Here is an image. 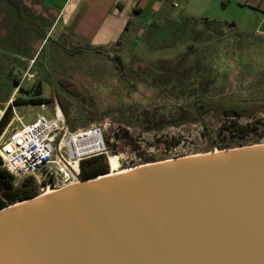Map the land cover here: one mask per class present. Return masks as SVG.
<instances>
[{
  "label": "water",
  "instance_id": "1",
  "mask_svg": "<svg viewBox=\"0 0 264 264\" xmlns=\"http://www.w3.org/2000/svg\"><path fill=\"white\" fill-rule=\"evenodd\" d=\"M101 174L0 209V264H264V144Z\"/></svg>",
  "mask_w": 264,
  "mask_h": 264
},
{
  "label": "rangeland",
  "instance_id": "2",
  "mask_svg": "<svg viewBox=\"0 0 264 264\" xmlns=\"http://www.w3.org/2000/svg\"><path fill=\"white\" fill-rule=\"evenodd\" d=\"M21 2L33 13L40 9L37 3L30 0ZM189 27L163 24L154 40L164 42L165 47L159 49L142 45L120 52L127 82L134 85L131 89L128 84L121 85L115 63L109 56L89 53L70 56L72 46L56 38L54 32L48 43L49 54L36 53L33 63L29 62L32 65L30 72L34 74L31 80L21 81L26 68L23 71L12 66V73L8 68L0 70V114L15 98L36 97L35 87L40 82L42 90L39 96L55 98L60 107L66 109L68 118L65 119L70 131L90 125L104 126L109 153L103 156V162L108 165V173L112 170L111 157L115 158L114 170L117 171L221 149L264 144V99L254 103L243 101L250 94L264 96V86H260L264 82V77H261L264 76V49L260 45H244L254 42L246 38L226 37L228 40L217 41L216 37L212 41L217 43L213 42L210 46L212 50L209 56L214 64L205 59L201 65L202 62L198 60L208 58L203 57L201 49L211 44L201 39L206 33V25L198 23ZM182 40L194 42L192 44L197 48L188 54L186 43L180 42ZM53 41H56L55 46ZM58 45L62 50L60 56L52 49L58 48ZM237 47L241 48L239 54L238 51L234 52ZM190 61L202 71L210 69L213 64V69L220 75L229 77L239 73L251 76L234 81L233 88L226 93L208 95V99L215 101L208 108H200L193 99L185 98L187 94L180 93L183 88L172 92L170 86V80L188 78L187 74L192 73L187 69ZM11 64L7 63V67ZM174 74H178V77H174ZM13 75L21 81L20 88L7 94L5 90L8 86L14 85ZM238 83L242 86H238ZM169 95L176 99L168 100ZM229 101L235 102L238 109L246 110L241 116H225L221 106L230 105ZM178 104L182 108L177 107ZM172 107L179 108L177 115H171ZM251 109L256 110L251 113ZM13 111L23 117L24 123L32 122L38 113L47 117L53 115L50 103H47L45 111H41L39 105L13 104ZM201 111H204L202 115L199 114ZM179 114L187 121L175 125V115L177 117ZM12 125L16 126L17 123L13 122ZM22 180L21 176L13 178L15 185Z\"/></svg>",
  "mask_w": 264,
  "mask_h": 264
},
{
  "label": "crops",
  "instance_id": "3",
  "mask_svg": "<svg viewBox=\"0 0 264 264\" xmlns=\"http://www.w3.org/2000/svg\"><path fill=\"white\" fill-rule=\"evenodd\" d=\"M30 1L40 8L36 13L21 0H0V70L8 68L12 73L11 68L15 66L16 70L24 71L36 53L49 54L48 43L54 32L56 38L72 46L70 56L77 53L121 55L126 49L142 45L165 47L164 42L154 40L163 24L191 28L195 21L199 23L204 18L232 23L234 38L253 40L244 45H260L264 49V0ZM226 37L233 39L232 34H226L221 40H228ZM53 42L55 46L56 41ZM180 42L186 43L185 47L194 43ZM52 49L60 56L61 45ZM240 49L237 47L234 52L239 54ZM7 63L14 65L9 68ZM13 81L14 85L8 86L5 93L16 92L18 84ZM50 99L49 103H58L55 98Z\"/></svg>",
  "mask_w": 264,
  "mask_h": 264
},
{
  "label": "built area",
  "instance_id": "4",
  "mask_svg": "<svg viewBox=\"0 0 264 264\" xmlns=\"http://www.w3.org/2000/svg\"><path fill=\"white\" fill-rule=\"evenodd\" d=\"M31 66L25 70L21 81L34 77ZM50 104L52 116L38 113L29 123H24L23 117L13 111L10 122L0 134V167L13 176L32 177L38 186V195L79 183L82 179L80 161L109 153L104 126L90 125L70 131L58 103ZM39 108L45 111L47 103H40ZM13 122L17 125L13 126ZM73 136L78 146L69 141Z\"/></svg>",
  "mask_w": 264,
  "mask_h": 264
},
{
  "label": "trees",
  "instance_id": "5",
  "mask_svg": "<svg viewBox=\"0 0 264 264\" xmlns=\"http://www.w3.org/2000/svg\"><path fill=\"white\" fill-rule=\"evenodd\" d=\"M195 21V20H194ZM200 24H205L206 25V33L203 34V36L201 37V39H203L205 42L204 43H208L211 42V44L209 45V47H202V54L203 57H208V58H204V59H200L198 61H200L201 65L203 64L205 59L211 60L209 58V56H211V50L212 47H210L212 45L213 42L219 41V39H221L222 37H224L226 34H232L233 39L235 36L233 27H232V23H227L224 21H218V20H214V19H202L200 22ZM198 24L197 21H195L194 25ZM217 37V41H212L214 40V38ZM196 43V42H195ZM197 48V46L190 44L187 47V51L188 54H190L191 52H193V49ZM94 52L98 53L100 52L97 49H94ZM107 56H109L115 63V68L117 71V75H118V80L121 83L122 86L128 84V88H134L133 84L128 83L127 82V77L125 74V65L123 62V59L120 55H111L108 54ZM179 61L181 60L178 59ZM183 61V59H182ZM189 61V60H186ZM214 64V61L211 60ZM210 61V62H211ZM190 64L188 65L189 67L187 69H189L192 73L187 74L188 78H181L178 77V74H174V77H178L175 78L176 80H170V86L171 88H173L172 92H174L175 90H178L180 88L181 89L180 93H184L187 94V96L185 97L186 99L189 98L192 99L196 102V105L199 106L200 108H208L210 106V103L215 101V99H208V95L214 93L216 96L223 94L224 92L226 93V91L230 90L231 88H233L234 86V81L239 82L241 78L245 79L246 77H249L251 75L247 74H242L239 75V73H235L233 75H229V77H227L226 75H220V73H218L217 71L215 72V70L213 69V64L210 66V69L208 70H199L197 69V66L190 61ZM215 68V66H214ZM203 73H202V72ZM264 77V76H261ZM172 79V78H171ZM177 79L180 81V83L182 84L179 85V82H177ZM17 82V90L20 88V80L19 79H13ZM188 83V85H186ZM251 84V83H250ZM238 86H242L240 83H238ZM261 87L264 86V82H261ZM36 97H31L28 99H13L11 102V104H8L3 111V114L0 116V134L1 132L4 130V128L6 127V125L10 122L11 117H12V106L13 104L16 105H26V104H34V105H39L42 102L45 103H49L52 100L49 99H45L39 96L40 92V83H38L36 85ZM264 92V91H263ZM180 96L182 94H179ZM168 100H174L176 99L175 97L173 98L172 95H169V97L167 98ZM264 99L263 95H255V94H250L248 97L244 98L243 101L244 102H259L262 101ZM230 105L228 106H221L222 109V113L227 116V117H236V116H241L242 113L244 112V110L246 109H238L237 108V104L233 101H229ZM177 105V103H176ZM62 111L66 117V119L68 118L66 109L61 106ZM179 108H182L181 104H178ZM179 108H171L173 109V112L171 113V115L176 114V111H179ZM256 109H251L250 112L253 113ZM204 113V111H201L199 114L202 115ZM175 115V119L176 121H174L175 125H180L181 123L187 121V118H185L184 116H177ZM161 128V127H160ZM103 154H99V155H95V156H91L89 158L86 159H82L80 161V176L82 179H88L91 177H95L101 174H107L108 173V165L107 163L103 162ZM14 176L9 174L5 169H2L0 167V209L13 204L17 201L20 200H25V199H29V198H34L36 196H38L39 192H38V186L36 185V183L34 182L32 177H25L23 178L22 182L20 184L15 185L14 181H13Z\"/></svg>",
  "mask_w": 264,
  "mask_h": 264
},
{
  "label": "bare ground",
  "instance_id": "6",
  "mask_svg": "<svg viewBox=\"0 0 264 264\" xmlns=\"http://www.w3.org/2000/svg\"><path fill=\"white\" fill-rule=\"evenodd\" d=\"M69 141L71 142V144H75L76 146H78V142H77V138H75L74 136L71 137L69 139ZM110 162V165L112 167V170L107 173L106 175H102V176H99L97 178H94V179H90V180H87V181H92V180H96V179H99V178H102V177H107V176H112V175H115V174H118V173H121V172H124V171H128V170H131V169H135L136 167H133V168H126V169H123V170H117L115 171L114 168H115V165H116V161H115V158L114 157H111V160H109ZM52 193L51 190H46L44 191L40 196H44V195H48Z\"/></svg>",
  "mask_w": 264,
  "mask_h": 264
}]
</instances>
